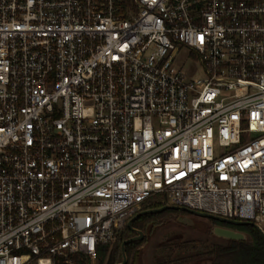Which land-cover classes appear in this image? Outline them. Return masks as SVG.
Segmentation results:
<instances>
[{
    "label": "built area",
    "instance_id": "2783aa9c",
    "mask_svg": "<svg viewBox=\"0 0 264 264\" xmlns=\"http://www.w3.org/2000/svg\"><path fill=\"white\" fill-rule=\"evenodd\" d=\"M153 205L264 232V0H0V264H96Z\"/></svg>",
    "mask_w": 264,
    "mask_h": 264
},
{
    "label": "trees",
    "instance_id": "16d2710c",
    "mask_svg": "<svg viewBox=\"0 0 264 264\" xmlns=\"http://www.w3.org/2000/svg\"><path fill=\"white\" fill-rule=\"evenodd\" d=\"M163 205H153L149 209H157ZM189 214L182 210L167 209L156 214H144L132 222L135 230L142 231L144 237L140 241L128 243L125 246L127 256L126 264H135L140 250L148 244L149 239L156 230L170 220ZM212 226H223L243 232L247 236L246 241H227L225 244H209L200 239L189 241L175 240L156 246L162 255L154 256V264H264V241L257 229L250 225L234 226L212 221ZM137 233L125 227L118 233L117 240L111 249L99 248L97 264H120L122 263V244ZM78 264H87L84 260Z\"/></svg>",
    "mask_w": 264,
    "mask_h": 264
},
{
    "label": "rangeland",
    "instance_id": "374dc122",
    "mask_svg": "<svg viewBox=\"0 0 264 264\" xmlns=\"http://www.w3.org/2000/svg\"><path fill=\"white\" fill-rule=\"evenodd\" d=\"M186 56H188V50L182 49L181 54L175 60V66L179 67L185 62V69L187 71H191L194 68L199 69L198 64L193 62L194 60L190 57L186 60ZM199 73L200 72L197 71L193 76L198 77ZM186 217L191 221L190 225L179 222L178 220H170L167 224L158 228L155 234L149 239L148 244L140 250L139 264H154V256H167L168 253L162 255L156 250V246L168 241L174 242L175 240L189 241L200 239L209 244H225L227 242V240L215 237L212 234L214 226H212L213 223L211 220L193 214H189Z\"/></svg>",
    "mask_w": 264,
    "mask_h": 264
},
{
    "label": "water",
    "instance_id": "95a60500",
    "mask_svg": "<svg viewBox=\"0 0 264 264\" xmlns=\"http://www.w3.org/2000/svg\"><path fill=\"white\" fill-rule=\"evenodd\" d=\"M167 209L182 210V211H184V212H186L188 214H193V215L199 216L201 218H205V219H208V220H211V221H216V222L223 223V224H230V225H234V226L250 225V226H252V227H254L255 229L258 230V232L260 233V235H261V237H262V239L264 241V232L258 226H256L254 223L230 220V219L222 218V217H219V216L210 215V214H207V213H201V212L192 211V210H189V209H186V208L181 209L180 207H177V206H164V207L157 208V209L144 210V211L136 214L131 220H129V222L127 223V227L129 229H131L132 231L136 232L137 236H135V237H133V238H131L129 240H126L122 244L121 251H122V257L123 258H122V263H120V264H126L127 263V256H126V253H125V246L128 243H131V242H134V241H140L144 237V233L142 231H138V230L133 229L132 222L137 217H139L141 215H144V214H156V213H160V212H162L164 210H167ZM177 220L179 222H183L184 224H187V225L191 224V221L186 216L179 217ZM212 234L215 237H218V238H221V239H224V240H227V241H246L247 240V236L243 232H240V231H237V230H233V229H230V228H226V227H223V226H214V228L212 230ZM139 260L140 259H139V254H138V256L136 258V261H135V264H139Z\"/></svg>",
    "mask_w": 264,
    "mask_h": 264
}]
</instances>
